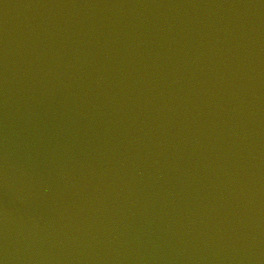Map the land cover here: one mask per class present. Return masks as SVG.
Returning <instances> with one entry per match:
<instances>
[{
  "label": "water",
  "instance_id": "95a60500",
  "mask_svg": "<svg viewBox=\"0 0 264 264\" xmlns=\"http://www.w3.org/2000/svg\"><path fill=\"white\" fill-rule=\"evenodd\" d=\"M0 264H264V0H0Z\"/></svg>",
  "mask_w": 264,
  "mask_h": 264
}]
</instances>
